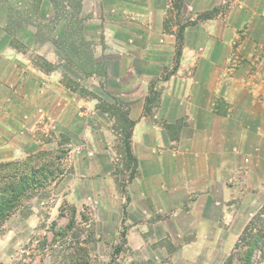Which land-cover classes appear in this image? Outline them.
<instances>
[{"label":"rangeland","instance_id":"obj_1","mask_svg":"<svg viewBox=\"0 0 264 264\" xmlns=\"http://www.w3.org/2000/svg\"><path fill=\"white\" fill-rule=\"evenodd\" d=\"M111 1L0 0V63L15 55L11 59L27 73L67 86L76 102L62 118L37 125L35 134L40 142L32 151L0 153V163L19 161L23 166L30 155L50 152L45 163L56 175L25 197L0 227V260L6 264H63L78 245L88 250V264H225L250 221L257 220L258 228L264 225V181L245 191L244 201L232 206L230 217L218 211L222 203L214 205L213 218L201 235L196 233V221L175 219L170 209H155L146 217L149 206L138 196L139 184L132 181L138 163L130 154L127 133L134 123L129 121L133 119L128 103L144 97L149 106L144 110L156 114L154 108L163 88L179 82L187 86V80L181 78L201 67L182 61L184 47L204 51L213 43L212 51L226 52L231 43L229 47L224 41L238 37L240 42L231 50L246 53L253 50L245 37L253 34L228 27L224 18L233 10L234 0H217L202 11L183 9L181 0H175L172 7L177 11L168 13L161 29H149L156 48L163 32L174 34L173 48L166 51L176 54L171 60L158 61L163 65H157V70L146 61H126L109 51L107 29L122 15L111 9ZM116 30L121 41L127 40L132 30L143 32L133 27ZM234 63L232 59L226 67L237 68ZM3 95V103L13 104L4 108L3 115L6 122L14 124L12 129L22 126L19 120L27 127L33 125L36 109L22 100L9 99L6 90ZM79 101L86 108H79ZM52 109L58 114L56 107ZM81 109L89 112L87 122L79 114ZM97 109L99 117H92ZM245 248L243 242L241 249ZM254 264H264L261 252L255 253Z\"/></svg>","mask_w":264,"mask_h":264},{"label":"crops","instance_id":"obj_2","mask_svg":"<svg viewBox=\"0 0 264 264\" xmlns=\"http://www.w3.org/2000/svg\"><path fill=\"white\" fill-rule=\"evenodd\" d=\"M174 1L112 0L111 9L122 15L112 20L114 24L107 29L109 51L126 61H146L157 70L163 65L158 61L173 59L176 53L166 49L173 48L174 34L163 32L156 48L148 33L150 28L161 29L168 13L175 10ZM216 2L181 0L180 5L183 9L187 6L202 11ZM234 3L224 19L235 31L252 32L253 36L245 37V43L250 40L253 51L232 52L238 37L224 41L229 47L231 43L226 52L212 51L213 43L204 51L186 46L182 61L198 67L201 64L200 69H192L181 78L187 80V86L179 82L163 88L154 108L156 114L144 110L149 108L144 97L128 103L134 123L131 151L138 163V173L132 181L139 184L138 196L149 206L146 217L155 209L157 212L170 209L175 219L179 216L196 221L198 235L206 233L214 205L222 203L218 211L230 217L234 212L232 206L244 201L245 191L264 181V0H234ZM116 27L141 28L143 32L132 30V35L121 41ZM11 57L0 63V153L10 149L16 154L32 151L39 144L35 134L38 124L54 117L62 118L70 112V107H76V102L72 101L67 86L55 79L44 81L27 73ZM232 59L235 69L226 67ZM175 77L174 74L172 78ZM4 90L8 91L9 99L22 100L33 111L36 109L33 125L27 127L19 120L22 126L12 129L14 124L4 120V108L13 107L12 103H3ZM77 106L86 108L80 101ZM53 107L59 110L58 114ZM99 111L91 116L99 117ZM88 113L86 109L79 110L85 122ZM104 115L114 120L108 113ZM9 135L11 138H7ZM233 198L241 200L232 201Z\"/></svg>","mask_w":264,"mask_h":264},{"label":"trees","instance_id":"obj_3","mask_svg":"<svg viewBox=\"0 0 264 264\" xmlns=\"http://www.w3.org/2000/svg\"><path fill=\"white\" fill-rule=\"evenodd\" d=\"M129 121L130 124H133V121ZM127 134L131 138L132 131H129ZM129 147L131 149V146ZM130 154L131 156L133 155L131 150ZM49 155L50 152L30 155L23 162V166L19 161L0 163V227L22 205L25 197L36 192L47 180L56 176L50 165L45 163ZM133 159L136 162V157ZM72 215L76 216L75 208L72 209ZM256 221L255 219L251 220L245 227L244 232L236 243V248L228 256L225 264H254V255L257 251L261 252L262 256H264V225L258 228ZM57 234L61 235L65 233L59 232ZM45 240L47 243L48 239L45 238ZM243 242L244 246H246L245 249H241ZM74 248L75 250L70 259L65 260L63 264H88L86 260L88 250L86 247H78L77 245ZM78 249L82 250L83 254H79ZM0 264L6 263L0 260Z\"/></svg>","mask_w":264,"mask_h":264}]
</instances>
